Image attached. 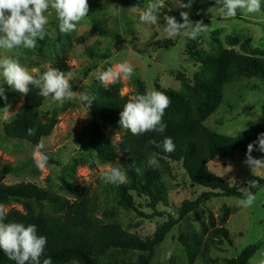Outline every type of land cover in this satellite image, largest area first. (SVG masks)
<instances>
[{
    "label": "rangeland",
    "instance_id": "obj_1",
    "mask_svg": "<svg viewBox=\"0 0 264 264\" xmlns=\"http://www.w3.org/2000/svg\"><path fill=\"white\" fill-rule=\"evenodd\" d=\"M149 2L150 0H88L87 17L78 22L75 31L68 34L59 31V20L55 11L50 10L52 14L48 15L44 35L48 45L44 51L39 52L38 45L31 50L19 48L7 52L0 49V57L10 55L18 59L22 66L37 76L64 58L71 66L70 72L74 76L72 90L87 93L91 97L94 85L101 84L95 73L110 67L115 71L117 65L123 62L132 65L134 75L146 84L147 92L157 90V84L164 88L179 89L181 84L178 75L186 74L193 81L200 68L199 63L188 54L189 43L202 50H213L218 45L239 50L240 44L231 45L229 41V37L238 36L241 41L250 38L253 48L264 49V0H261V11L254 14H247L239 9L234 18H225L217 12L209 13L208 19L203 21L208 25L207 31L195 40L183 35L167 37L162 31L164 14L175 16L177 21L183 22L180 13L187 12L191 21H198L190 18L191 3L190 6H182L189 3L165 0L160 19L152 25L139 21L140 12L146 9ZM33 69L37 71L33 72ZM132 80L133 76L125 78L121 74L118 81L122 84L123 95L134 96L135 86ZM3 83V78L0 77V85ZM4 88L7 99L0 98L1 182L13 184L31 181L52 192L73 198L70 186L82 185L98 189L104 183L100 178L101 174L109 166H122V171H125L126 158L123 156L107 163L97 159L90 145L94 133L92 114L80 100L79 94L64 103L53 102L50 97L43 99L40 111L56 112L59 120L52 133L43 138L45 147L42 151L49 152L53 161H48L45 168L38 169L32 156L35 145L8 138L4 134V123L15 118L24 104L23 94L7 84H4ZM258 123L264 125V81L257 78L227 84L222 105L206 121L212 129L227 135H240ZM105 132L114 142L121 139V133L117 130L106 127ZM245 154L246 151H236L227 159L213 158L208 167L230 185H236L245 191L249 178L254 176L264 179V170H257L252 174L251 169L243 163ZM251 154L258 159L264 158V152L259 150ZM165 164L161 166V172L167 202L159 201L156 210L151 206L148 196L134 193L136 207L132 210L117 206L111 199L104 207L109 211L108 218L141 238L151 237L167 219L169 212L177 217L178 209L185 200L195 199L205 190L190 181L182 164ZM169 166L171 172L167 169ZM257 188V199L251 207L240 206L239 197H213L187 214L156 248L155 261L165 264H204L199 256L190 259L185 254L179 236L190 227L198 229L202 221L208 220L209 213L218 217L223 205L232 209L226 223L232 243H226L220 249L212 251V257L217 259L215 264H223L224 258L235 257L247 245L263 239L264 183L258 184ZM102 192L105 202L107 195L104 187ZM12 207L22 208L18 203L6 205L7 210ZM138 210L153 216L142 218ZM261 260H264V244L249 264H259Z\"/></svg>",
    "mask_w": 264,
    "mask_h": 264
},
{
    "label": "trees",
    "instance_id": "obj_2",
    "mask_svg": "<svg viewBox=\"0 0 264 264\" xmlns=\"http://www.w3.org/2000/svg\"><path fill=\"white\" fill-rule=\"evenodd\" d=\"M179 1L189 3V0ZM191 5L190 18L204 21L208 19L207 9L215 5V0H191ZM229 41L231 45L240 44V49L218 45L213 50H202L189 43L188 54L200 66L193 81L181 73L178 75L181 84L179 89L156 85L157 91L171 99L163 116V122L167 125L164 133L147 132L133 136L130 131L121 128L119 113L132 97L121 93L122 84L118 80L108 86L94 85L91 97L95 99L91 108L84 103L92 114L94 125L90 145L100 162H114L121 156L126 158L125 183L104 182L98 189L70 186L73 198H67L31 181L13 184L0 181V204L6 206L18 203L22 206L21 209L10 208L5 222L35 224L38 235L46 237L41 260L51 257L52 264H165L155 261L156 248L187 214L213 197L244 198V191L240 187L230 185L212 172L208 163L213 158L227 159L236 151H247V145L257 142L258 135L264 133V125L258 123L240 135H227L212 129L206 121L222 105L227 84L249 78L264 81V49L253 48L250 38L241 41L238 36H233L229 37ZM37 45L39 52H42L48 44L45 39H38ZM52 67L65 73L71 71V66L64 58ZM132 83L135 86L134 96L147 92L146 84L137 75H133ZM38 92V89L31 88L28 95H24L22 111L4 123L6 137L36 145L52 133L58 123V115L56 112L40 111L44 97ZM106 127L119 131L121 139L114 142L106 134ZM29 128L36 129L35 135H28ZM165 137H171L174 141V152L165 153L162 146L157 147V144L162 145ZM257 150L258 145L254 143L253 151ZM46 154L50 157L49 161H53L52 155L49 152ZM154 154H157L158 167L147 164L148 158ZM169 162L182 164L190 181L205 188L197 198L182 203L177 217L169 212L155 233L146 238H141L108 218L109 211L104 207L111 199L117 206L132 210L136 207L134 193L148 196L151 206L156 210L159 201L167 202L161 166ZM167 169L172 171L170 166ZM252 180L258 184L264 183V179L259 177L249 178V181ZM103 187L107 195L105 202L101 196ZM257 189L250 188V191L256 193ZM231 212L229 206L223 205L218 217L209 213L208 220L202 221L198 229L190 227L181 233L180 243L190 259L199 256L204 264L217 263L212 251L232 243L226 227ZM138 214L142 218L153 216L139 210ZM263 244L264 238L251 243L235 257L224 258L223 264H249ZM0 264H15V261L0 250Z\"/></svg>",
    "mask_w": 264,
    "mask_h": 264
},
{
    "label": "clouds",
    "instance_id": "obj_3",
    "mask_svg": "<svg viewBox=\"0 0 264 264\" xmlns=\"http://www.w3.org/2000/svg\"><path fill=\"white\" fill-rule=\"evenodd\" d=\"M191 0L188 5L190 6ZM113 7H117L113 5ZM165 7V0H150L146 9L139 14L141 23L155 25L160 19V12ZM261 0H215V6L207 9L208 13L217 12L225 18L237 16V10H244L247 14L261 11ZM135 10V7L132 8ZM54 10L59 20V31L64 34L76 30L79 21L87 17L89 11L88 0H0V49L11 52L14 49H35L37 40H43L45 26L48 24V15ZM47 13V15H46ZM182 21H177L175 16L164 14L163 33L167 37L183 35L195 40L201 33L207 31L208 25L202 20L191 21L187 12L180 13ZM33 72L37 71L35 69ZM123 74L125 78H131L134 68L127 62L117 65V70L108 68L97 71L95 77L101 84L107 86L115 83ZM0 77L4 83L0 85V98L7 99L4 84L14 88L23 95H28L31 88L39 90L38 94L44 98H51L53 102L64 103L71 101L79 94L80 100L91 108L94 97L87 93L72 90L73 73H65L58 68L47 67L39 76H34L29 70L22 66L18 59L10 55L0 57ZM171 99L163 92L151 90L145 94H136L130 98L119 113V125L130 131L133 136L143 135L147 132L164 133L167 125L163 122L165 110L170 106ZM8 110L7 108H4ZM36 129L29 128L28 135H35ZM155 144V141H150ZM258 150L264 152V133L257 137ZM254 143L247 145L245 160L252 174L257 170H264V158L252 156ZM163 152L175 151V143L171 137H165L161 147ZM45 145L43 139L32 149L35 166L38 169L46 167L50 157L42 151ZM157 154L149 157L147 164L150 167H158ZM167 158V157H163ZM139 172V169H136ZM101 180L105 183L123 184L127 180V174L122 171V166H109L107 171L101 174ZM255 180L248 182L244 191V198L238 203L242 207H251L257 199L255 193L249 188H257ZM8 210L5 205L0 204V250L15 264H52V258L46 257L41 260L47 239L38 235L35 224L25 225L21 222H5ZM171 254L169 253V256ZM259 264H264L261 260Z\"/></svg>",
    "mask_w": 264,
    "mask_h": 264
}]
</instances>
